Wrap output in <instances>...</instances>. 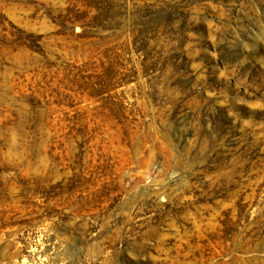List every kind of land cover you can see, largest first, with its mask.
<instances>
[{
	"label": "rangeland",
	"instance_id": "1",
	"mask_svg": "<svg viewBox=\"0 0 264 264\" xmlns=\"http://www.w3.org/2000/svg\"><path fill=\"white\" fill-rule=\"evenodd\" d=\"M109 263L264 264V0H0V264Z\"/></svg>",
	"mask_w": 264,
	"mask_h": 264
},
{
	"label": "bare ground",
	"instance_id": "2",
	"mask_svg": "<svg viewBox=\"0 0 264 264\" xmlns=\"http://www.w3.org/2000/svg\"><path fill=\"white\" fill-rule=\"evenodd\" d=\"M190 206H184L181 208L180 212H186V210L189 208ZM169 214L170 215H176L175 212L173 210H170L169 211ZM156 230L154 228H151L150 230H148L146 233H145V239L148 240L152 237H156ZM147 244H145V248H146ZM175 249L177 251H181L182 250V246L181 245H178V246H175ZM111 264V263H109Z\"/></svg>",
	"mask_w": 264,
	"mask_h": 264
}]
</instances>
